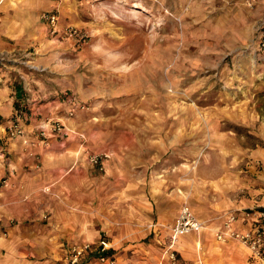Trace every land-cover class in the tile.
I'll list each match as a JSON object with an SVG mask.
<instances>
[{
  "label": "rangeland",
  "instance_id": "1",
  "mask_svg": "<svg viewBox=\"0 0 264 264\" xmlns=\"http://www.w3.org/2000/svg\"><path fill=\"white\" fill-rule=\"evenodd\" d=\"M18 1L39 10L25 11L20 40L0 55L23 85L0 126L10 166L0 176V264H155L183 204L204 223L264 207V54L254 32L264 0ZM48 11L79 35L53 32ZM17 118L27 141L10 132ZM52 119L78 153L54 182L16 193L10 145L31 147L30 178L48 176L36 150L58 135L42 141ZM103 151L101 163L90 160ZM103 246L114 262L95 254Z\"/></svg>",
  "mask_w": 264,
  "mask_h": 264
},
{
  "label": "crops",
  "instance_id": "2",
  "mask_svg": "<svg viewBox=\"0 0 264 264\" xmlns=\"http://www.w3.org/2000/svg\"><path fill=\"white\" fill-rule=\"evenodd\" d=\"M3 1L4 0H0V4ZM3 6V8H6V11L0 19V55L5 54L6 52L8 53L12 49L10 45L13 44V41L20 40L19 38L22 36V30L28 23L25 11L32 10L34 13L36 10H39V8L36 9L34 4H23L18 0H10L3 4ZM263 17L264 15L259 16V20L257 19L258 21L255 25L254 32L258 33L257 41L259 27ZM10 69L11 68L0 65V126L4 128L10 124L17 111L15 107L17 89L13 82V76L11 75L12 70ZM24 87H26L25 82ZM34 104L36 105V103ZM33 113H35L34 109L30 113L26 114V121L33 118ZM27 122H23V124L27 126V136L30 137L33 135V133L31 134V131L33 130L30 129L33 123ZM5 133L6 129L5 131L1 130L0 136L5 135ZM69 135L70 134L66 135L63 133L53 135L50 139L48 147H39L36 150L38 152L39 159L45 164L46 168H48V176L46 177L43 176L46 175V173L42 174L41 171L40 177L30 178L27 173L29 172V166L34 163L36 156L30 153L31 147L22 145L20 140L17 144L11 143L10 149L13 153L10 158V165L15 166L22 172V174L20 172V176L17 180L23 188L21 190L19 189L16 193L30 191L37 192L36 189L40 185L47 182H54L55 178L60 174V169L67 167L68 162L62 161L74 157L79 150L78 147H76L75 140H65L69 137ZM80 138L83 139L81 136ZM6 163L7 162L2 163L0 158V176L3 172H6L8 168H10V166L8 167ZM65 180L66 179L59 180L56 182V186L61 187L62 185H65ZM6 191H9L7 194L10 195V199L16 198L15 196H17V194H13L15 189H9ZM237 213L238 219L235 222V226L238 228L247 226L249 224V220L245 219L243 208L237 209ZM226 215L227 212H223L219 215L209 217V222H205V226L202 230L190 232L180 238L175 245V248L178 250L180 260L182 262L198 261L200 264H258V260L252 257L250 250L245 245L233 239L221 241L216 238L215 231L218 228L223 227V221ZM199 218L202 219L201 217ZM166 248L163 256V258L166 257V260H157L155 264H169ZM11 263L13 264L14 261Z\"/></svg>",
  "mask_w": 264,
  "mask_h": 264
},
{
  "label": "built area",
  "instance_id": "3",
  "mask_svg": "<svg viewBox=\"0 0 264 264\" xmlns=\"http://www.w3.org/2000/svg\"><path fill=\"white\" fill-rule=\"evenodd\" d=\"M42 17H44V19L47 21L53 32L63 31L68 35H79L78 29L73 26L61 28L59 23V14L56 11L45 12ZM258 49L264 54V17L259 27ZM73 113V110H71L70 114ZM18 118H20L19 115ZM18 118L11 124L10 132L12 135L24 137V141H27L28 138L25 137L26 129L22 123L19 122ZM39 129L40 133L44 137L42 138L43 142L46 141L45 137H47L51 132L56 134L63 133L66 135L70 132L64 122L59 119L49 120L46 124L41 125ZM108 155L109 154L107 151L94 152L90 154V160L93 163H101ZM243 213L245 219L249 220V224L247 226L241 228L236 227L235 222L238 219L237 210L230 211L227 213L223 221V227L218 228L215 231V236L221 241L233 239L240 242L250 250L252 257L258 260V264H264V207L243 209ZM204 224V221L196 215L189 204L185 203L181 206V209L171 228V241L166 248L169 264H200L198 261L182 262L175 245L183 235L193 231L202 230L205 226ZM88 246L89 244H85V248ZM102 249H105V246H103ZM81 251L82 250H79V253ZM100 258L102 261H115L106 260L108 256L103 254L100 255Z\"/></svg>",
  "mask_w": 264,
  "mask_h": 264
},
{
  "label": "trees",
  "instance_id": "4",
  "mask_svg": "<svg viewBox=\"0 0 264 264\" xmlns=\"http://www.w3.org/2000/svg\"><path fill=\"white\" fill-rule=\"evenodd\" d=\"M15 87L17 89V98L15 100V107L18 108V106L20 105L19 93L20 92L22 93V91H23V85L17 82L15 84ZM112 252H113V249L112 248H105V249L99 248L95 252V254L98 255V256H100L101 254L106 255V256H109V255L112 254Z\"/></svg>",
  "mask_w": 264,
  "mask_h": 264
}]
</instances>
